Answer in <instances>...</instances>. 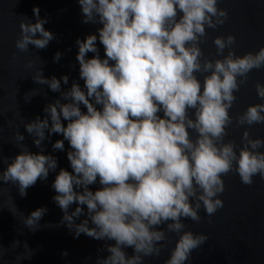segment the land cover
Returning a JSON list of instances; mask_svg holds the SVG:
<instances>
[{"label": "clouds", "instance_id": "obj_1", "mask_svg": "<svg viewBox=\"0 0 264 264\" xmlns=\"http://www.w3.org/2000/svg\"><path fill=\"white\" fill-rule=\"evenodd\" d=\"M78 4L82 23L102 26L98 35L76 40L83 86L73 80L64 90L61 83L68 85V75L46 78L43 66L37 69L33 81L47 85L60 98L44 107L43 119L38 115L24 124L38 153L23 144V134L15 133L19 154L0 158L5 165L0 182L15 186L21 197L38 180L47 182L58 159L44 154V141L62 135L52 150L66 151L67 141L71 171L61 168L51 188L63 216L59 224L44 227L66 226L74 238L85 234L104 241L100 251L108 255L98 256L95 264H145V258L160 256L167 233H176L179 238L164 264H190L193 251L208 236L185 230L183 221L199 222L202 208L211 217L223 207V177L230 172L244 185H252L255 176L264 179L260 151L264 139H252L245 130L243 147L224 142L233 122L229 110L237 99L234 93L253 69L264 68V47L240 56L232 50L235 36H217L216 56L223 58L204 56L200 45L206 29H216L228 18L227 10L218 7L219 0H78ZM32 11L35 23L23 16L19 25L15 47L21 53L29 46L44 50L57 39L45 28L48 18L41 17L40 8ZM97 41L104 48L103 57ZM89 53L94 55L89 58ZM62 56L57 51L54 62ZM37 60L43 62L39 56ZM35 64L29 60L25 68ZM256 92L264 101V84L257 83ZM37 95L35 89L25 93V102ZM236 121L248 126L264 123V102L248 106ZM191 132L197 134L195 139ZM93 185L99 187L93 191ZM10 211L14 216L19 213L23 225L35 232L48 209L37 208L27 217L16 207ZM81 217L85 218L76 223ZM20 246L16 240L9 249L0 247V264H9L6 255ZM23 249L14 256L15 264L35 254L27 242Z\"/></svg>", "mask_w": 264, "mask_h": 264}, {"label": "water", "instance_id": "obj_2", "mask_svg": "<svg viewBox=\"0 0 264 264\" xmlns=\"http://www.w3.org/2000/svg\"><path fill=\"white\" fill-rule=\"evenodd\" d=\"M34 6L40 8L42 18H48L45 28L55 33L57 39L51 41L44 50L29 46L28 52L21 53L15 47V41L20 36L19 25L23 16L33 19L35 23L32 11ZM218 7L227 10L228 18L216 29H206L207 35L204 43L200 45L205 57L212 60L223 58L216 56L213 41L217 36H235L236 43L232 50L240 56L248 52L255 53L264 47V0H219ZM81 21L82 12L78 0H0V158H13L19 154V147L14 139L17 131L26 137L23 144L32 153L39 152L24 124L31 122L38 115L43 119L44 107L60 96L59 93L52 92L47 85H39L33 81L32 76L37 69L43 66V75L46 78L55 76L59 79L68 75V85L61 83L64 90L72 86L73 80L83 86L84 82L78 79L76 40H83L89 34L98 35L97 28L102 26L84 24ZM97 46L103 57L104 48L99 41ZM57 51L62 52L63 56L59 62H54L53 57ZM227 52L228 49L224 55H227ZM13 54L16 56L15 60ZM93 55L88 54L89 58ZM37 56L43 62L37 60ZM29 60H36L32 69L25 68ZM73 65L75 67H72ZM196 75L203 81V75ZM257 83L264 84V68L253 69L248 74L246 83L234 93L237 99L229 110L233 122L227 129L225 143L232 140L243 147L242 136L245 130L250 133L252 139H264V123L248 126L239 125L236 121L248 106L264 102L257 96ZM33 89L38 91L39 95L32 97L30 102H25V93ZM64 123L66 126L67 122ZM196 135L191 132L192 139H195ZM58 139H63L62 135L53 134L50 140L44 141V154H51L58 159L56 172H50L47 182L38 180L27 190L26 197H21L15 186L0 182V247L9 249L16 240H19L21 245L15 252L6 255L9 264H15L14 256L23 252L24 242H27L35 254L31 260H23L21 264H95L98 256L108 255L106 251H100L104 247V241H98L85 234L74 238L66 226L44 227L59 224L63 216L61 209L52 200L56 193L51 185L61 168L71 171L67 159V141L66 151L52 150V144ZM260 151H264V148ZM4 168L5 165L0 160V172ZM223 179L225 191L220 195L223 207L211 217H208L202 208L199 213L202 219L199 222L190 219L183 221L185 230L208 236L207 241L193 251L190 264H264V179L255 176L250 186L244 185L238 174L232 172ZM98 187L99 185L90 186L93 191ZM15 207L25 217L37 208L46 207L48 212L40 221L41 228L35 232L29 231L23 225L21 215L17 213L14 216L10 211ZM75 207L73 204L72 209ZM84 218L81 217L76 223H80ZM178 238L176 233H167V240L163 242L166 246L160 256L145 258V264H164ZM64 251L68 252L67 257L62 256ZM126 251L132 255L131 248Z\"/></svg>", "mask_w": 264, "mask_h": 264}]
</instances>
